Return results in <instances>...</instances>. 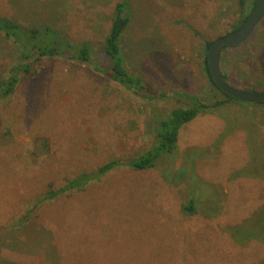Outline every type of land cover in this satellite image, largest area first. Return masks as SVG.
<instances>
[{"label":"rangeland","instance_id":"374dc122","mask_svg":"<svg viewBox=\"0 0 264 264\" xmlns=\"http://www.w3.org/2000/svg\"><path fill=\"white\" fill-rule=\"evenodd\" d=\"M118 1L0 0V15L89 41L104 63ZM128 1L124 64L155 89L144 84L139 98L91 65L45 59L0 100V264H264V102L233 99L200 113L154 168L121 164L42 200L68 179L148 151L154 121L183 106L175 93L157 101L152 91L226 100L203 58L207 41L231 31L240 0ZM11 47L0 36V75ZM238 54L222 63L227 83L263 91L264 20Z\"/></svg>","mask_w":264,"mask_h":264},{"label":"trees","instance_id":"16d2710c","mask_svg":"<svg viewBox=\"0 0 264 264\" xmlns=\"http://www.w3.org/2000/svg\"><path fill=\"white\" fill-rule=\"evenodd\" d=\"M257 1L258 0H252L250 11H246L245 7L248 0H240L238 19L234 21L231 31L239 29L245 23L256 6ZM130 20V2L128 0L118 1L114 7L110 30L102 41V51L108 57V61L101 63L93 60L92 45L89 41H74L50 24H45L42 27L25 26L8 17L0 15V36L12 46V56L9 61V66L6 67L5 73L0 75V100L10 98L17 90L22 78L27 74H36L37 70L36 68L34 69V66L45 59H56L64 62L91 65L94 70L117 82L139 98H142L143 95H146L143 91L144 84L147 88H151V90L155 88L153 86L151 87L147 82H144L143 77L134 76L135 74H132L124 64L126 61L122 51L121 41L129 26ZM249 41L250 38L240 47L244 46ZM211 42L212 41L206 42L205 55L203 58L204 70L213 88L221 91L216 86L208 65L207 52ZM238 51L239 48L233 50L224 47L222 49L220 62L222 75L226 82L229 75L232 73L223 70L224 62L228 63L232 59L240 58L241 55L238 56ZM256 84L257 83H255V85ZM169 93L178 95L176 100L183 106L173 108L169 113L168 119L154 121L155 126L152 132L154 142L148 151L127 162L111 160L99 167L95 172L82 173L77 177L68 179L64 187L59 191H51L46 194L42 200L53 199L61 193L82 190L89 182L101 179L108 171L113 170L116 166L121 164L129 166L135 171L154 168L157 166L160 154L162 155L165 152H173L175 150L179 130L184 124L193 120L200 113L214 112L217 108L224 105L225 102L234 99L223 92L226 100H216V98H213L211 102L206 103L203 102L198 95L191 93L182 95L177 91L159 92L156 90L152 91L150 94L154 95L152 100L167 101L170 99L167 98ZM195 207L196 202L194 198H191L188 204L183 207V212L189 216L194 215L197 213Z\"/></svg>","mask_w":264,"mask_h":264},{"label":"water","instance_id":"95a60500","mask_svg":"<svg viewBox=\"0 0 264 264\" xmlns=\"http://www.w3.org/2000/svg\"><path fill=\"white\" fill-rule=\"evenodd\" d=\"M264 20V0H258L245 23L237 30L220 36L211 42L207 52V60L212 78L216 86L234 99L249 103L264 102L263 91H248L229 85L223 78L221 69V52L224 47L237 49L253 35L258 25Z\"/></svg>","mask_w":264,"mask_h":264},{"label":"flooded vegetation","instance_id":"af4514ba","mask_svg":"<svg viewBox=\"0 0 264 264\" xmlns=\"http://www.w3.org/2000/svg\"><path fill=\"white\" fill-rule=\"evenodd\" d=\"M262 22H263V21H262ZM262 22H261V23H262Z\"/></svg>","mask_w":264,"mask_h":264}]
</instances>
